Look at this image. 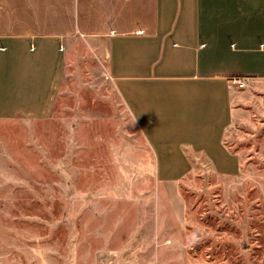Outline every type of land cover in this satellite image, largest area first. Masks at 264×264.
I'll use <instances>...</instances> for the list:
<instances>
[{"label":"rangeland","instance_id":"rangeland-1","mask_svg":"<svg viewBox=\"0 0 264 264\" xmlns=\"http://www.w3.org/2000/svg\"><path fill=\"white\" fill-rule=\"evenodd\" d=\"M106 46L73 38L50 115L0 121V264H264V80L236 93L239 175L165 188Z\"/></svg>","mask_w":264,"mask_h":264},{"label":"crops","instance_id":"crops-1","mask_svg":"<svg viewBox=\"0 0 264 264\" xmlns=\"http://www.w3.org/2000/svg\"><path fill=\"white\" fill-rule=\"evenodd\" d=\"M78 37L107 44L109 75L159 183L179 190L200 161L239 175L240 155L225 141L232 78L264 80V51L252 47L264 46V0H0V121L50 115L65 46Z\"/></svg>","mask_w":264,"mask_h":264},{"label":"built area","instance_id":"built-area-1","mask_svg":"<svg viewBox=\"0 0 264 264\" xmlns=\"http://www.w3.org/2000/svg\"><path fill=\"white\" fill-rule=\"evenodd\" d=\"M232 83L235 84L239 89H243L247 86V78L235 76L232 78Z\"/></svg>","mask_w":264,"mask_h":264}]
</instances>
